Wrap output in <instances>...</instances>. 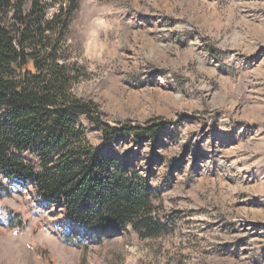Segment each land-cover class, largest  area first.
Masks as SVG:
<instances>
[{
    "label": "rangeland",
    "instance_id": "rangeland-1",
    "mask_svg": "<svg viewBox=\"0 0 264 264\" xmlns=\"http://www.w3.org/2000/svg\"><path fill=\"white\" fill-rule=\"evenodd\" d=\"M45 1L51 16L66 0ZM79 5L68 40L85 72L76 96L112 127L174 122L142 142L107 143L82 125L93 147L149 178L157 212L177 221L154 239L85 234L31 186L0 175L11 191L0 192V264H264V0Z\"/></svg>",
    "mask_w": 264,
    "mask_h": 264
},
{
    "label": "trees",
    "instance_id": "trees-1",
    "mask_svg": "<svg viewBox=\"0 0 264 264\" xmlns=\"http://www.w3.org/2000/svg\"><path fill=\"white\" fill-rule=\"evenodd\" d=\"M79 4L63 1L50 16L52 1L0 0V175L31 186L85 234L132 230L142 240L159 238L172 232L176 216L157 212L149 178L128 158L93 147L81 119L100 129L107 143L129 136L156 141L174 122L112 127L99 106L76 96L85 72L71 62L68 40ZM27 153L36 162L24 160ZM0 192L11 193L2 182ZM16 216L9 218L22 222Z\"/></svg>",
    "mask_w": 264,
    "mask_h": 264
}]
</instances>
